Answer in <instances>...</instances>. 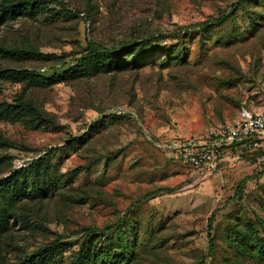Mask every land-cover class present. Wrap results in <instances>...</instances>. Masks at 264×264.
<instances>
[{
  "label": "rangeland",
  "instance_id": "374dc122",
  "mask_svg": "<svg viewBox=\"0 0 264 264\" xmlns=\"http://www.w3.org/2000/svg\"><path fill=\"white\" fill-rule=\"evenodd\" d=\"M238 1L61 0L51 12L0 24V44L57 55L87 41L160 49L138 70L73 82L25 88L0 78V103L24 94L53 121L32 128L0 119V137L11 142L0 148V178L49 151L59 183L17 205L29 223L9 218L0 238L6 260L58 242L65 252L56 264H72L87 231L92 246L119 253L117 231L104 230L118 224L133 246L129 264H264L245 248L250 238L264 242V151L227 155L203 176L167 148L237 122L242 110H264V19L251 12L255 0L231 11ZM163 48L185 58L162 67ZM60 65L0 57L2 69L42 75Z\"/></svg>",
  "mask_w": 264,
  "mask_h": 264
},
{
  "label": "trees",
  "instance_id": "16d2710c",
  "mask_svg": "<svg viewBox=\"0 0 264 264\" xmlns=\"http://www.w3.org/2000/svg\"><path fill=\"white\" fill-rule=\"evenodd\" d=\"M248 0L232 3L229 8L235 11L239 4ZM256 7L251 12L258 19H264V0H255ZM62 5L61 0H0V24L15 19L17 16L33 15L37 11L51 12L53 6ZM255 19V17H254ZM255 24V21H253ZM201 25L207 26L204 22ZM153 42V41H152ZM160 49L152 43H122L116 47H103L94 41L78 51H71L57 55L51 52H41L30 44L23 47H7L0 44V57L17 62L39 60L42 62L58 60L61 65L54 68L47 75L36 73L33 70L19 68H0V78L13 82L25 81L28 86H50L61 82H73L84 77H93L100 74H114L119 71H133L142 65L151 62L155 53ZM164 59L160 66L166 67L176 62H182L185 56L174 48H163ZM71 56L70 62L65 58ZM26 120L32 128L49 127L52 119L43 113L35 103L24 94L17 95L12 103H0V119ZM83 139V138H81ZM11 145L7 139L0 137V148ZM2 159H0L1 162ZM1 166V164H0ZM52 170L50 152L44 151L29 163L17 169H6V175L0 178V238L9 230L10 217L19 219L21 224L28 225V219L16 211L17 205L27 200H42L57 190L59 183ZM240 187V185L238 186ZM212 217L208 218V230H211ZM115 229L118 233V244L115 253L111 248L97 249L92 246L93 234L85 232L88 243L73 252L72 264H129L132 260V245L129 236L118 228V224L104 227V230ZM264 232V225L262 227ZM245 248L264 262V242L257 238L246 240ZM65 252V245L51 242L37 248L30 254H24L17 260H6L0 251V264H56L60 254Z\"/></svg>",
  "mask_w": 264,
  "mask_h": 264
},
{
  "label": "built area",
  "instance_id": "2783aa9c",
  "mask_svg": "<svg viewBox=\"0 0 264 264\" xmlns=\"http://www.w3.org/2000/svg\"><path fill=\"white\" fill-rule=\"evenodd\" d=\"M167 148L200 175H212L227 155L264 151V110H242L237 122H225L204 137L177 140Z\"/></svg>",
  "mask_w": 264,
  "mask_h": 264
}]
</instances>
